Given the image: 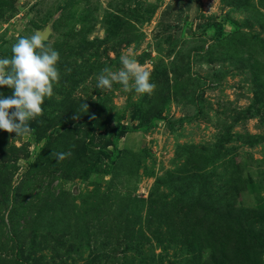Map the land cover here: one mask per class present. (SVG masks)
I'll list each match as a JSON object with an SVG mask.
<instances>
[{"label":"rangeland","instance_id":"374dc122","mask_svg":"<svg viewBox=\"0 0 264 264\" xmlns=\"http://www.w3.org/2000/svg\"><path fill=\"white\" fill-rule=\"evenodd\" d=\"M34 30L60 75L0 130V264H264V0H0V56ZM122 54L151 94L96 88Z\"/></svg>","mask_w":264,"mask_h":264},{"label":"clouds","instance_id":"9594fccd","mask_svg":"<svg viewBox=\"0 0 264 264\" xmlns=\"http://www.w3.org/2000/svg\"><path fill=\"white\" fill-rule=\"evenodd\" d=\"M47 30H34L29 36H20L11 46V57L0 56V87L7 86L11 95L0 91V130L14 132L16 136L30 130L29 121L39 116L46 97L53 95V85L59 80V52L45 42ZM121 68L112 71L104 67L97 76V89H111L119 83L127 91L151 94L155 84L150 72L128 54L119 57ZM87 108V105L84 104ZM70 153L57 152V161Z\"/></svg>","mask_w":264,"mask_h":264},{"label":"water","instance_id":"95a60500","mask_svg":"<svg viewBox=\"0 0 264 264\" xmlns=\"http://www.w3.org/2000/svg\"><path fill=\"white\" fill-rule=\"evenodd\" d=\"M47 33V32H46ZM46 33H45V35H46Z\"/></svg>","mask_w":264,"mask_h":264}]
</instances>
